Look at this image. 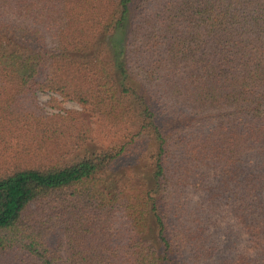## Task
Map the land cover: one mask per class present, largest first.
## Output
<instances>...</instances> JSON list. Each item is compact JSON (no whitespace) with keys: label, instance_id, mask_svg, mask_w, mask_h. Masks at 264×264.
<instances>
[{"label":"trees","instance_id":"trees-1","mask_svg":"<svg viewBox=\"0 0 264 264\" xmlns=\"http://www.w3.org/2000/svg\"><path fill=\"white\" fill-rule=\"evenodd\" d=\"M0 264H264V0H0Z\"/></svg>","mask_w":264,"mask_h":264},{"label":"rangeland","instance_id":"rangeland-1","mask_svg":"<svg viewBox=\"0 0 264 264\" xmlns=\"http://www.w3.org/2000/svg\"><path fill=\"white\" fill-rule=\"evenodd\" d=\"M37 100L40 103V105L44 108V110H46L48 113H55L59 111V108H61L62 110H67V109H74V110H78L79 112H81L83 115H86V112L83 110V108L76 102L74 101H70V100H62V98L52 92H38L37 94ZM55 97L59 103H60V107L57 108H53L50 104L49 101ZM95 122H92V126L95 129L94 134L97 135L96 133V129H97V124H94ZM101 142H105V140L102 141V139L100 140Z\"/></svg>","mask_w":264,"mask_h":264}]
</instances>
